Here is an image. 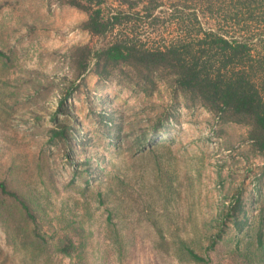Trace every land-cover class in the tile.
<instances>
[{
  "label": "rangeland",
  "instance_id": "1",
  "mask_svg": "<svg viewBox=\"0 0 264 264\" xmlns=\"http://www.w3.org/2000/svg\"><path fill=\"white\" fill-rule=\"evenodd\" d=\"M141 1L131 10L138 15L112 34L162 46L179 33L176 18L192 13L201 29L242 33L191 0L185 8ZM105 5L112 14L127 10L119 0ZM257 17L246 35L264 51ZM85 19L66 0H0V181L31 198L46 241L75 244L70 256L32 261L6 243L0 225V264H191L176 259L179 242L204 256L223 222L229 228L207 251L209 264H239L259 212L264 225V151L246 125L191 101L167 71L118 65L99 76L90 61L79 73L75 48L96 51L110 40L84 30ZM197 26L189 25L192 33ZM57 122L69 129L64 140L51 137ZM237 196L243 234L227 220Z\"/></svg>",
  "mask_w": 264,
  "mask_h": 264
},
{
  "label": "trees",
  "instance_id": "2",
  "mask_svg": "<svg viewBox=\"0 0 264 264\" xmlns=\"http://www.w3.org/2000/svg\"><path fill=\"white\" fill-rule=\"evenodd\" d=\"M119 1L127 10L112 14L105 0H66L67 4L86 14L84 30L94 36H110L109 42L96 51L86 46L75 48L73 53L77 71L83 73L90 61H93L99 76L107 75L118 65L146 75L167 71L173 78L175 88L191 101L218 114L225 121L246 125L249 140L258 146L259 151H264V51L259 46L263 41L253 43L246 35V29L258 19L257 15L264 17V0H191L215 19L221 16L223 22L240 26L242 33L230 36L225 35L224 31L201 29L195 13L187 16L181 14L175 21L180 30L175 39L158 47H146L124 32L112 34L123 24H130L134 15H138V11L131 10L143 3L141 0ZM191 1L178 0L182 8ZM145 10L149 12L150 9L146 7ZM195 22L198 24L197 30L192 33L189 25L194 26ZM59 124L57 122L56 127ZM51 134L53 139L64 140L69 135V129L60 124L59 129H52ZM141 140L145 138H139L136 142ZM140 144L143 145L142 142ZM138 153H142V150ZM30 202V197L21 190L13 189L6 179L0 181V225L6 243L32 261L49 262L53 252L70 256L75 249L70 238L50 243L38 232L35 209ZM229 213L227 220L231 224L230 229L243 234L246 210L240 196L229 207ZM262 217L263 213L259 212L253 219L254 232L238 252L241 259L239 264L264 263ZM227 228L229 224L224 222L218 227L217 233L209 239L202 252L204 256L199 254L201 249L196 251L180 241L175 249L176 259L191 264H209L207 253L214 251L224 240ZM242 238L237 244L243 241Z\"/></svg>",
  "mask_w": 264,
  "mask_h": 264
}]
</instances>
